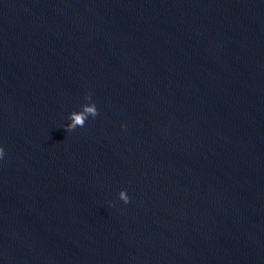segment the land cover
<instances>
[{"label":"water","instance_id":"1","mask_svg":"<svg viewBox=\"0 0 264 264\" xmlns=\"http://www.w3.org/2000/svg\"><path fill=\"white\" fill-rule=\"evenodd\" d=\"M0 145V264H264V0H0Z\"/></svg>","mask_w":264,"mask_h":264},{"label":"clouds","instance_id":"2","mask_svg":"<svg viewBox=\"0 0 264 264\" xmlns=\"http://www.w3.org/2000/svg\"><path fill=\"white\" fill-rule=\"evenodd\" d=\"M89 98L91 97V93L88 94ZM96 116L97 115V108L95 104H86L82 107V109L78 112H73L70 114V123L65 125V128L68 131H72L76 129L78 126L83 127L85 121L87 120L88 116ZM121 127H126V125L122 124ZM5 155V150L2 145H0V159H3ZM119 200L123 201L125 204H127L130 200V197L128 196L127 192L125 190H120L119 193Z\"/></svg>","mask_w":264,"mask_h":264}]
</instances>
